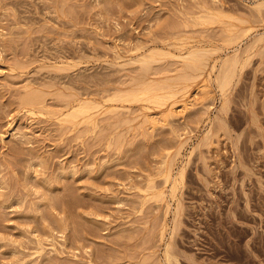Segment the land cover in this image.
Segmentation results:
<instances>
[{
  "label": "rangeland",
  "instance_id": "rangeland-1",
  "mask_svg": "<svg viewBox=\"0 0 264 264\" xmlns=\"http://www.w3.org/2000/svg\"><path fill=\"white\" fill-rule=\"evenodd\" d=\"M263 35L264 0H0V264H264Z\"/></svg>",
  "mask_w": 264,
  "mask_h": 264
},
{
  "label": "bare ground",
  "instance_id": "bare-ground-1",
  "mask_svg": "<svg viewBox=\"0 0 264 264\" xmlns=\"http://www.w3.org/2000/svg\"><path fill=\"white\" fill-rule=\"evenodd\" d=\"M206 11V10H205ZM216 14V13H215ZM207 16V15H206ZM217 16V15H216ZM223 17H224V15H222ZM200 17H202V16H200ZM199 16H198V18H200ZM208 17H210V16H208ZM212 17V16H211ZM215 18V17H214ZM209 20V19H208ZM214 20V19H213ZM212 20V21H213ZM230 20H232V19H230ZM209 21H211V19L209 20ZM234 21V20H233ZM240 23V22H239ZM241 24V23H240ZM222 25V24H221ZM232 28H234L233 26H232ZM239 31V33H237V34H239L240 35V33L243 31L244 32V30H242V31H240V30H238ZM242 32V34L244 35V33ZM247 32H249V31H247ZM246 32V33H247ZM236 34V35H237ZM236 35H234V36H236ZM233 36V37H234ZM240 36H242V35H240ZM239 37V36H238ZM262 37H264V35L262 36ZM241 38V37H240ZM260 38V37H259ZM236 39H238V38H236ZM229 40V39H228ZM258 40V39H257ZM231 41V40H230ZM259 41H260V39H259ZM224 43H225V41H224ZM254 43H255V41H254ZM257 43V42H256ZM172 47V46H171ZM252 47V46H251ZM154 50V49H153ZM209 51V50H208ZM214 51V50H213ZM211 52V51H210ZM199 52L198 51H189V53H188V56L189 57H187V59L186 58H184L185 60H187L190 64L188 65L187 64V66H189V67H192V68H197V67H200V65H201V63H202V56L200 55V54H198ZM200 53H202L201 51H200ZM213 53V52H212ZM167 55V54H166ZM209 55V54H208ZM168 56V55H167ZM155 56L153 55V53L152 54H149V55H147V56H142V58L141 59H139V62H142V67H146V68H144V69H146L147 70V68L149 67V63L151 64V62L150 61H153V60H155V58H154ZM162 57V56H161ZM166 57V56H165ZM210 57V56H209ZM240 59V58H239ZM138 60V59H137ZM206 61V60H205ZM138 63V62H137ZM214 64V63H213ZM223 65H222V67H221V71H220V73H219V75L217 76V78H216V82H218L217 83V86L219 87V90L222 92V93H224L225 92V89L226 88H228V86L230 85V83H231V81H232V79H234V75H236L237 73H236V69L239 67V60H237L236 58L235 59H230V61L229 60H224L223 61V63H222ZM241 64V63H240ZM243 64V63H242ZM185 66V65H184ZM202 66H204V65H201V67ZM221 66V65H220ZM240 66H242V65H240ZM211 67V66H210ZM185 68V67H184ZM205 68V67H204ZM243 68H244V64H243ZM149 69V68H148ZM190 69V68H189ZM150 70V69H149ZM197 70V69H196ZM195 70V71H196ZM200 70V69H199ZM212 70V69H211ZM144 72H145V70H143ZM142 71V72H143ZM190 71V70H189ZM239 71V70H238ZM143 72V73H144ZM198 72V71H197ZM192 73V72H191ZM193 74V73H192ZM200 74V73H199ZM181 75H183V74H181ZM184 76V75H183ZM215 76V77H216ZM179 77V76H178ZM177 77V78H178ZM182 77V76H181ZM182 79H184V78H182ZM186 79H188V78H186ZM195 79H196V77H195ZM214 80H215V78H214ZM204 81V80H203ZM215 82V81H214ZM156 83V82H155ZM206 83V82H205ZM209 83V82H208ZM153 84V83H152ZM151 84V85H152ZM157 84V83H156ZM207 86V84H205L204 85V88ZM144 87V86H143ZM148 88L149 87H147V88H143V90H142V92H141V94L144 96H147L148 94H150V95H148V96H150L151 98H154V101L156 102V98H157V95H151V93H149V91H148ZM165 88H167V87H165ZM183 88V87H182ZM176 89V88H175ZM207 90V89H206ZM186 91V90H185ZM204 91V90H203ZM219 91V92H220ZM36 93H37V91H35ZM133 92V91H132ZM165 92V91H164ZM178 92H179V90H178ZM35 93V94H36ZM200 93V92H199ZM140 94V95H141ZM195 94V93H194ZM136 95V94H135ZM168 95V94H167ZM175 95H176V93H175ZM222 95H224V94H222ZM221 95V96H222ZM36 96V95H35ZM166 96V95H165ZM174 96V95H173ZM177 96V95H176ZM184 96V95H183ZM24 97H26L25 95H24ZM133 97V96H132ZM156 97V98H155ZM194 97V96H193ZM38 98V97H37ZM138 98V97H137ZM141 98V97H140ZM151 98H150V100H151ZM223 98V97H222ZM224 98H225V96H224ZM40 99V98H39ZM139 99V98H138ZM142 99V98H141ZM23 100V99H22ZM35 100V102H37V100L35 99V97H34V94H29L28 93V95H27V97L26 98H24V103H26L25 105H27V104H29V106H30V104L31 103H33V101ZM149 100V101H150ZM159 100V99H158ZM157 100V101H158ZM227 100V99H226ZM122 101V100H121ZM143 101V100H142ZM34 102V103H35ZM160 102V101H159ZM224 102V101H223ZM34 103H33V105H34ZM128 103H129V101H128ZM38 104V103H37ZM89 104H90V102H89ZM83 104H81V106H82ZM91 105V104H90ZM99 105V104H98ZM180 105V104H179ZM80 106V105H79ZM80 106V107H81ZM187 106V104L185 103L184 105H183V109L185 108ZM91 107V106H90ZM188 107V106H187ZM186 107V108H187ZM87 108V107H86ZM86 108H85V110H86ZM93 108V107H92ZM95 108V107H94ZM185 108V109H186ZM74 109V108H73ZM75 109H77V108H75ZM88 109H89V107H88ZM87 109V110H88ZM98 109V108H97ZM147 109V108H146ZM79 110V109H78ZM78 110H76V112L78 111ZM91 110H93V109H91ZM222 110V109H221ZM89 111H90V109H89ZM88 111V112H89ZM182 111V110H181ZM78 113H79V111H78ZM77 113V114H78ZM80 113H81V111H80ZM83 114V113H82ZM171 114V113H170ZM65 115V114H64ZM79 115H81V114H79ZM177 115V114H176ZM74 116H76L77 117V115H74ZM90 116V115H89ZM169 116V115H168ZM88 117V116H87ZM86 117V118H87ZM78 118V117H77ZM92 118V117H91ZM75 119V118H74ZM65 120V119H64ZM85 120V119H84ZM149 120V119H148ZM69 121V120H68ZM88 121V120H87ZM154 121V120H153ZM71 122V121H70ZM82 122V121H81ZM154 122H156V121H154ZM154 122H152V124H155ZM165 122V121H164ZM165 124V123H164ZM156 125V124H155ZM155 127V126H154ZM170 162V161H169ZM169 168V167H168ZM167 168V169H168ZM169 171V170H168ZM179 176H181L182 177V173H179ZM168 180V179H167ZM178 181V180H177ZM170 185V184H169ZM157 196V195H156ZM169 251V250H168ZM165 259H167V261H170V254L168 253V252H166L165 253Z\"/></svg>",
  "mask_w": 264,
  "mask_h": 264
}]
</instances>
